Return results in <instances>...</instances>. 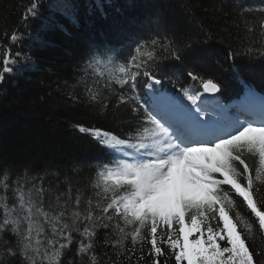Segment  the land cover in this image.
Instances as JSON below:
<instances>
[{"label":"snow or ice","instance_id":"obj_1","mask_svg":"<svg viewBox=\"0 0 264 264\" xmlns=\"http://www.w3.org/2000/svg\"><path fill=\"white\" fill-rule=\"evenodd\" d=\"M111 6L87 4L90 14ZM23 7L0 42V83L32 63L24 49L38 33L24 25L76 22L80 4ZM173 7L180 24L93 43L58 84L104 121L75 125L103 152L93 177L0 157V264H264V88L244 75L246 64L264 68V7ZM225 72L243 84L229 104Z\"/></svg>","mask_w":264,"mask_h":264},{"label":"trees","instance_id":"obj_2","mask_svg":"<svg viewBox=\"0 0 264 264\" xmlns=\"http://www.w3.org/2000/svg\"><path fill=\"white\" fill-rule=\"evenodd\" d=\"M58 3L59 0H51ZM80 9L76 22L59 17L60 27L42 29L40 23L24 25L29 35L38 39L27 44L24 52L32 57L29 70L8 76L0 83V157L39 166L54 162L76 182L94 176L93 168L103 152L75 125L98 127L104 124L95 113L83 106L66 102L58 88L62 77L74 70L75 63L93 43L107 40L123 42L127 31L146 33L156 22L180 24L174 0H105L112 5L104 14H90L91 0H77ZM197 13L209 9L214 0H190ZM246 6L264 7V0H242ZM28 0H0V42L3 33L23 24L20 14ZM134 22V23H133ZM244 75L259 93L264 88V68L244 65ZM228 85L225 104L236 99L243 88L231 72L224 73ZM170 90L171 85H169ZM169 264H172L170 261Z\"/></svg>","mask_w":264,"mask_h":264}]
</instances>
